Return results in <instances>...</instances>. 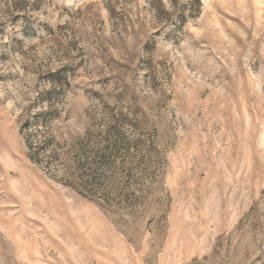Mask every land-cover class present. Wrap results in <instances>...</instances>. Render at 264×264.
I'll use <instances>...</instances> for the list:
<instances>
[{"label":"rangeland","instance_id":"obj_1","mask_svg":"<svg viewBox=\"0 0 264 264\" xmlns=\"http://www.w3.org/2000/svg\"><path fill=\"white\" fill-rule=\"evenodd\" d=\"M0 264H264V0H0Z\"/></svg>","mask_w":264,"mask_h":264}]
</instances>
